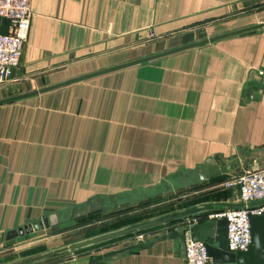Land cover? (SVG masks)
I'll return each mask as SVG.
<instances>
[{
	"label": "crops",
	"instance_id": "crops-1",
	"mask_svg": "<svg viewBox=\"0 0 264 264\" xmlns=\"http://www.w3.org/2000/svg\"><path fill=\"white\" fill-rule=\"evenodd\" d=\"M31 9L20 66L0 85V101L30 95L0 104V233L96 209L122 222L162 199L175 208L154 217L238 201L221 184L264 166V27L234 32L264 22V0H31ZM9 26L0 18V33ZM208 159L228 172L202 180ZM134 239L40 264H187L178 239L104 256Z\"/></svg>",
	"mask_w": 264,
	"mask_h": 264
},
{
	"label": "water",
	"instance_id": "water-1",
	"mask_svg": "<svg viewBox=\"0 0 264 264\" xmlns=\"http://www.w3.org/2000/svg\"><path fill=\"white\" fill-rule=\"evenodd\" d=\"M264 27V22L253 27L236 31L234 33L245 32L247 30H253L257 28ZM234 33H229L226 35L214 37L211 39H207L193 45H188L185 47H181L172 51H168L167 53L154 55L152 57L144 58L132 63H128L126 65H122L119 67H115L113 69H109L106 71H101L92 75H87L84 77L75 78L61 85H56L52 87H48L41 91L31 93V95L41 93L44 91L51 90L53 88L62 86L64 84H69L72 82L84 80L86 78L92 77L94 75H98L100 73H105L108 71L120 69L122 67H126L132 64H137L141 62H145L162 55H166L173 52H178L187 48H191L194 46H198L201 44H205L208 42H212L218 40L220 38L232 35ZM30 95H22L16 96L8 99H4L0 101L1 103L18 100L20 98H24ZM199 177L204 180L214 176H217L221 173L228 172V168L226 166L219 165L214 159H208L203 166H200L196 169ZM264 204V200L256 201V202H214V203H205L196 205L193 207L185 208L182 210H178L175 212H171L168 214L160 215L154 218H150L147 220H143L134 224H130L121 228L113 229L110 231H106L100 234H96L94 236H90L75 242H71L68 244H64L52 249L39 251L18 259L10 260L1 264H40L43 262H47L52 259H56L59 257L66 256L68 254H73L78 251L88 249L106 242H110L113 240H117L120 238L128 237L131 235H136L139 233H143L152 229H156L162 226H167L171 224H178L176 227H172L169 229L167 233L162 235L155 236L148 240H142L132 245L114 249L108 251L104 254L105 257L114 256L125 251L139 248V249H148L154 243L163 241L166 239H178L183 252H185V233L187 230H191L194 237L197 240L205 242L208 253L212 258V262L214 264H264V215H253L250 218L251 221V233H252V244L247 251H233L229 248L228 238H227V220L225 218L218 220H207L193 223L191 226L188 225V221L190 219L195 218L202 213L215 212V211H223L228 209H239V208H253ZM102 209H96L89 211L83 215L78 217H84L86 215L96 214L101 212ZM66 222L62 218H60L59 214H52L45 216L40 221H36L33 223H29L17 229H12L6 233H0V244L4 241L13 240L19 236H23L25 234L31 233L33 231H39L42 229H47L61 223ZM79 264H85L79 263Z\"/></svg>",
	"mask_w": 264,
	"mask_h": 264
},
{
	"label": "built area",
	"instance_id": "built-area-1",
	"mask_svg": "<svg viewBox=\"0 0 264 264\" xmlns=\"http://www.w3.org/2000/svg\"><path fill=\"white\" fill-rule=\"evenodd\" d=\"M32 17L31 0H0V18L10 21L9 32L0 33V85L8 83L19 68L24 45L28 39ZM222 188H233L239 202L264 200V166L247 170L221 184ZM253 215H264V204L253 208L228 209L210 212L207 220H227V238L233 251H247L252 244L251 221ZM190 219L188 225L197 222ZM142 241L144 233L135 235ZM135 241V239H134ZM187 264H211L205 242L197 240L189 229L185 233Z\"/></svg>",
	"mask_w": 264,
	"mask_h": 264
},
{
	"label": "rangeland",
	"instance_id": "rangeland-1",
	"mask_svg": "<svg viewBox=\"0 0 264 264\" xmlns=\"http://www.w3.org/2000/svg\"><path fill=\"white\" fill-rule=\"evenodd\" d=\"M164 196H167L164 194ZM168 197V196H167ZM166 199V198H165ZM163 200V203H156L151 206L144 205L142 212L139 215V218H146L143 220H147L148 216H153L155 214H159L161 212L171 211L175 208L174 201ZM166 201V202H165ZM114 212H107L106 214H94L93 216L84 218V220L76 221L70 220L66 221L57 226H53L47 229H42L39 231H33L24 236L15 238L13 240L4 242L0 244V264L18 259L39 251L52 249L64 244H68L71 242H75L90 236H94L96 234L103 233V231L109 228L111 225L117 223L118 220H113L109 222L104 219L108 218L106 216L112 215ZM68 215H63L62 217H67ZM74 216V214H73ZM72 216V217H73ZM154 217V216H153ZM138 218V217H136ZM152 218V217H150ZM125 219V218H123ZM142 220V221H143ZM140 222V221H139ZM106 232V231H105ZM135 235H131V237H124L119 240L109 242L104 246H96L90 249H84L82 251L68 254L61 258H69L71 260H77L80 257L86 256L88 254L94 255V252H99L102 250V247L111 248L116 246H123L129 242L134 241ZM133 239V240H132ZM132 240V241H131ZM57 258V259H61Z\"/></svg>",
	"mask_w": 264,
	"mask_h": 264
},
{
	"label": "trees",
	"instance_id": "trees-1",
	"mask_svg": "<svg viewBox=\"0 0 264 264\" xmlns=\"http://www.w3.org/2000/svg\"><path fill=\"white\" fill-rule=\"evenodd\" d=\"M145 204H143V206H144ZM136 217H138V218H136ZM140 216L139 215H133V216H129V214L127 215V213H126V215H125V217H123V218H125V219H123L122 220V222H117V223H115L114 225H111L109 228H107V229H105L103 232H105V231H110V230H113V229H117V228H121V227H123V226H126V225H130V224H134V223H136V222H139V221H142L143 219H146V218H139ZM129 237V236H128ZM131 237V236H130ZM121 239V238H120ZM117 240H119V239H117ZM113 241H116V240H113ZM113 241H110V242H113ZM107 243H109V242H106V243H103V244H100V245H97V246H104V245H106ZM94 247H96V246H94ZM91 248H93V247H91ZM88 249H90V248H88ZM82 251V250H81ZM79 252V251H78ZM59 258H61V257H59ZM57 259V258H56ZM56 259H52V260H56ZM52 260H49V261H52Z\"/></svg>",
	"mask_w": 264,
	"mask_h": 264
}]
</instances>
